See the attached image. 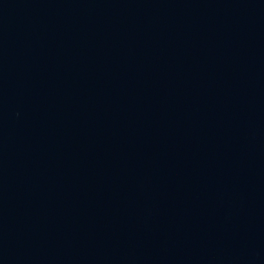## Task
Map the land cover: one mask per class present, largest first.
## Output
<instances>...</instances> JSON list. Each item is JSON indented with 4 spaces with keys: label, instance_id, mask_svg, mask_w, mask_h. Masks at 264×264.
<instances>
[{
    "label": "water",
    "instance_id": "1",
    "mask_svg": "<svg viewBox=\"0 0 264 264\" xmlns=\"http://www.w3.org/2000/svg\"><path fill=\"white\" fill-rule=\"evenodd\" d=\"M0 264H264V0H0Z\"/></svg>",
    "mask_w": 264,
    "mask_h": 264
}]
</instances>
